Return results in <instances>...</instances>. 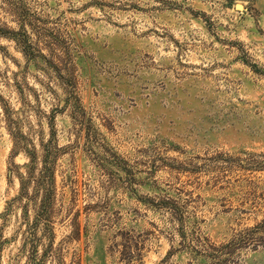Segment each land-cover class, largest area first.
<instances>
[{
  "label": "rangeland",
  "instance_id": "obj_1",
  "mask_svg": "<svg viewBox=\"0 0 264 264\" xmlns=\"http://www.w3.org/2000/svg\"><path fill=\"white\" fill-rule=\"evenodd\" d=\"M7 113L58 152L35 249ZM0 264H264V0H0Z\"/></svg>",
  "mask_w": 264,
  "mask_h": 264
},
{
  "label": "trees",
  "instance_id": "obj_2",
  "mask_svg": "<svg viewBox=\"0 0 264 264\" xmlns=\"http://www.w3.org/2000/svg\"><path fill=\"white\" fill-rule=\"evenodd\" d=\"M13 33L17 43L20 45L24 43L25 45V39L16 36L19 32L14 31ZM5 117L7 123L9 122L8 129L13 140L12 155L23 151L28 157V162L24 164L26 175L20 176L19 193L8 203L5 214L11 210L13 203L24 201V204H22V220L25 223L26 233L24 245H31L32 249H35L42 239L41 236H38L39 231L42 232L44 237L47 236L49 242L53 236L51 217L55 189V163L58 152L54 150L52 137L47 142L40 141V147L37 148L35 144L29 141V138L20 134L17 123L10 119L8 113ZM39 163L40 166H38ZM36 172L38 173L36 174ZM31 184L33 191L29 194L28 190ZM37 199L39 204L35 206L33 219L29 221L28 206L32 202L36 204ZM76 232L79 234V227L76 228ZM32 257L35 261L36 258Z\"/></svg>",
  "mask_w": 264,
  "mask_h": 264
},
{
  "label": "water",
  "instance_id": "obj_3",
  "mask_svg": "<svg viewBox=\"0 0 264 264\" xmlns=\"http://www.w3.org/2000/svg\"><path fill=\"white\" fill-rule=\"evenodd\" d=\"M236 7H237V9H242L243 8L242 5H239V4Z\"/></svg>",
  "mask_w": 264,
  "mask_h": 264
}]
</instances>
